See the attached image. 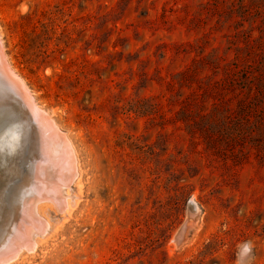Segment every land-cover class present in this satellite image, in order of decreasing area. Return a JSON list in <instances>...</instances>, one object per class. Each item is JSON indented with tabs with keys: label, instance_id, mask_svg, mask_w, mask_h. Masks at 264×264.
<instances>
[{
	"label": "rangeland",
	"instance_id": "374dc122",
	"mask_svg": "<svg viewBox=\"0 0 264 264\" xmlns=\"http://www.w3.org/2000/svg\"><path fill=\"white\" fill-rule=\"evenodd\" d=\"M0 40L77 173L5 264H264V0H0Z\"/></svg>",
	"mask_w": 264,
	"mask_h": 264
},
{
	"label": "bare ground",
	"instance_id": "6f19581e",
	"mask_svg": "<svg viewBox=\"0 0 264 264\" xmlns=\"http://www.w3.org/2000/svg\"><path fill=\"white\" fill-rule=\"evenodd\" d=\"M43 116L57 131L59 127L44 113ZM45 130L47 131V129ZM46 131H43V133ZM51 131L52 129L49 133ZM13 136L10 133L0 139V152H3L5 155L3 158L5 159L9 149L8 142L10 140L8 137ZM48 141L49 152H43L40 155V159L32 167V170L29 169L27 173L20 177L19 182L10 188L8 201L11 203V207L9 209L10 211L12 210L14 218L10 228L5 231L0 248L3 247L5 249L11 244L15 248L10 257L0 262V264L10 262L23 250L30 251L34 249L37 242V237L35 236L41 234L47 227L46 222L39 218L40 214L44 215V212L42 213L43 208L45 209L46 207V209L50 208L51 210L54 207L61 209L68 206L67 198L70 194L69 190L65 189V186L73 178L72 175L76 176L77 174L73 147L66 136L64 134L60 135L58 131L57 135L54 133L51 137L48 136ZM5 177L7 176H3V178Z\"/></svg>",
	"mask_w": 264,
	"mask_h": 264
},
{
	"label": "water",
	"instance_id": "95a60500",
	"mask_svg": "<svg viewBox=\"0 0 264 264\" xmlns=\"http://www.w3.org/2000/svg\"><path fill=\"white\" fill-rule=\"evenodd\" d=\"M1 50L2 46H0V139L10 133L14 136L8 137L10 141L6 159L3 158L5 156L3 152H0L3 154L4 162H7L12 171V173L9 172L10 176L0 193V245L5 231L11 226L10 218L12 219L13 215L12 210L9 209L11 203L8 201L10 188L19 182L20 177L29 169L32 170L43 152L46 153L49 150L48 136L51 137L54 133L57 135V131L37 108L29 89L12 70ZM43 131L46 132L43 133ZM65 152L67 153L66 149ZM196 208L197 204L190 200L188 202L189 216L195 215ZM184 235L185 226L182 225L176 237L182 240ZM14 248L13 244L5 249L0 248V262L10 257Z\"/></svg>",
	"mask_w": 264,
	"mask_h": 264
},
{
	"label": "clouds",
	"instance_id": "9594fccd",
	"mask_svg": "<svg viewBox=\"0 0 264 264\" xmlns=\"http://www.w3.org/2000/svg\"><path fill=\"white\" fill-rule=\"evenodd\" d=\"M251 242H246L239 247L236 264H247V257L251 252Z\"/></svg>",
	"mask_w": 264,
	"mask_h": 264
},
{
	"label": "snow or ice",
	"instance_id": "6c2138e0",
	"mask_svg": "<svg viewBox=\"0 0 264 264\" xmlns=\"http://www.w3.org/2000/svg\"><path fill=\"white\" fill-rule=\"evenodd\" d=\"M27 129L25 128V133H26Z\"/></svg>",
	"mask_w": 264,
	"mask_h": 264
}]
</instances>
